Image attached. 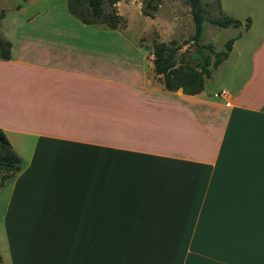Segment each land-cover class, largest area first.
Listing matches in <instances>:
<instances>
[{"label": "crops", "instance_id": "crops-1", "mask_svg": "<svg viewBox=\"0 0 264 264\" xmlns=\"http://www.w3.org/2000/svg\"><path fill=\"white\" fill-rule=\"evenodd\" d=\"M23 1L0 27L21 161L0 184L2 264H264V18L188 96L153 84L130 29Z\"/></svg>", "mask_w": 264, "mask_h": 264}, {"label": "trees", "instance_id": "trees-1", "mask_svg": "<svg viewBox=\"0 0 264 264\" xmlns=\"http://www.w3.org/2000/svg\"><path fill=\"white\" fill-rule=\"evenodd\" d=\"M106 0H68L69 12L82 23L94 26L105 27L108 29H120L123 23L122 17L115 11L111 14L105 12L104 4ZM114 5L119 0H107ZM161 0H148L146 7L156 12L159 9ZM191 8V16L194 22V34L189 43H193L194 50H185L177 40L170 43H159L154 47V71L161 79L164 90L176 92L182 90L188 96H198L204 91L205 81L211 79L216 70L225 60L228 59L232 51L233 43L236 39H231L226 45V50L217 52L212 44H202L204 32V22L227 29L241 28L249 30L252 20L247 19L245 23L233 17L221 14L220 18H208L209 12L202 0H186ZM220 8L219 0L217 1ZM151 11H145V15L153 17ZM4 13L0 16L4 19ZM238 39V38H237ZM188 45V43H186ZM11 59V43L5 39L0 31V60ZM21 169V161L13 151L4 131L0 129V173L5 171L10 173L5 180L15 175ZM0 264L2 258L0 255Z\"/></svg>", "mask_w": 264, "mask_h": 264}, {"label": "rangeland", "instance_id": "rangeland-1", "mask_svg": "<svg viewBox=\"0 0 264 264\" xmlns=\"http://www.w3.org/2000/svg\"><path fill=\"white\" fill-rule=\"evenodd\" d=\"M37 1V0H31ZM61 0H38L37 5L59 2ZM148 0H119L112 5L105 1L104 8L107 14L116 12L122 17L123 23L120 29H130L129 35L135 40L141 36V46L149 55H153L154 47L159 43H170L177 40L185 50H194L193 43H189L194 34V22L191 16V8L187 5L186 0H161L159 9L156 12L146 7ZM202 0L209 14V19L220 18L221 14L233 17L245 23L248 18L252 21L264 18V0ZM23 0H0V16L8 14V11L18 5L23 4ZM145 11H151L153 17L145 15ZM257 19V20H258ZM243 29L236 28H219L208 21L204 22V32L202 44H212L217 52L226 50L229 40L240 35ZM188 43V45H186ZM161 79L156 77L153 84L159 86ZM208 86L214 85V81L206 80ZM8 172L0 173V184L5 181Z\"/></svg>", "mask_w": 264, "mask_h": 264}]
</instances>
